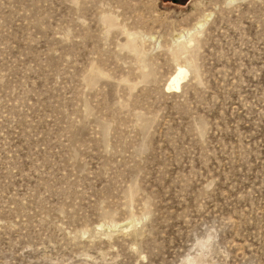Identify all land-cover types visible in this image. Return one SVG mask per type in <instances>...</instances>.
<instances>
[{
  "label": "rangeland",
  "instance_id": "obj_1",
  "mask_svg": "<svg viewBox=\"0 0 264 264\" xmlns=\"http://www.w3.org/2000/svg\"><path fill=\"white\" fill-rule=\"evenodd\" d=\"M0 264H264V0H0Z\"/></svg>",
  "mask_w": 264,
  "mask_h": 264
},
{
  "label": "bare ground",
  "instance_id": "obj_2",
  "mask_svg": "<svg viewBox=\"0 0 264 264\" xmlns=\"http://www.w3.org/2000/svg\"><path fill=\"white\" fill-rule=\"evenodd\" d=\"M207 19V18H206ZM204 23H199L201 27H203ZM199 27V26H198ZM183 37V36H182ZM188 70L184 66H178L177 72H175L171 77H170V83L168 85L169 90L171 89H179L181 84L187 79L188 77Z\"/></svg>",
  "mask_w": 264,
  "mask_h": 264
},
{
  "label": "flooded vegetation",
  "instance_id": "obj_3",
  "mask_svg": "<svg viewBox=\"0 0 264 264\" xmlns=\"http://www.w3.org/2000/svg\"><path fill=\"white\" fill-rule=\"evenodd\" d=\"M167 4L173 5H186L191 2V0H163Z\"/></svg>",
  "mask_w": 264,
  "mask_h": 264
}]
</instances>
